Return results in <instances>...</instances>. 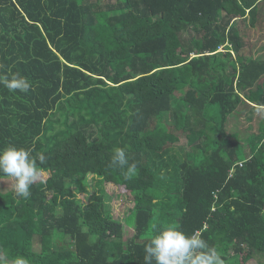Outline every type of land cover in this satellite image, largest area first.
Masks as SVG:
<instances>
[{"label":"trees","instance_id":"trees-1","mask_svg":"<svg viewBox=\"0 0 264 264\" xmlns=\"http://www.w3.org/2000/svg\"><path fill=\"white\" fill-rule=\"evenodd\" d=\"M16 73L32 87L0 85V149L41 173L27 199L0 173V264H144L169 226L226 264L264 257V117L247 158L236 135L264 114V0H0V77ZM89 177L133 200L132 238L106 194L76 198Z\"/></svg>","mask_w":264,"mask_h":264},{"label":"clouds","instance_id":"clouds-1","mask_svg":"<svg viewBox=\"0 0 264 264\" xmlns=\"http://www.w3.org/2000/svg\"><path fill=\"white\" fill-rule=\"evenodd\" d=\"M0 85L11 92H28L32 87L30 81L20 75L13 74L0 77ZM39 162L46 160L39 156ZM111 162L124 169L126 178L130 179L137 171L136 164H129L123 148L114 150ZM0 173L15 181L14 193L17 197L27 199L31 195L32 185L40 178L41 169L37 165L30 150L9 146L0 149ZM144 264H226L218 249L196 234H185L176 227H164L152 236L144 248ZM16 264H29L25 258H18Z\"/></svg>","mask_w":264,"mask_h":264},{"label":"rangeland","instance_id":"rangeland-1","mask_svg":"<svg viewBox=\"0 0 264 264\" xmlns=\"http://www.w3.org/2000/svg\"><path fill=\"white\" fill-rule=\"evenodd\" d=\"M241 26H246V24L240 21ZM240 116L245 120L248 114L249 107L244 105L240 108ZM263 112L256 113L253 116V120L245 125V128L241 126V130L239 131V139L241 140V151L240 157L247 158V154L250 152V146L252 144L261 141L263 135L259 129V125L263 120ZM243 120V122H244ZM232 127L235 128L237 123L241 122V119H232ZM248 127V128H247ZM232 130V129H231ZM237 129L232 130L236 132ZM76 198L82 205L89 204L92 199L97 195L106 194L107 202L106 208L111 216L123 224L124 227V238L125 240H129L135 235V212L133 208L135 206L133 200L129 199V197L121 193L114 185L105 184L102 179L89 177L85 182L79 183L75 186ZM107 214V213H106ZM38 247V246H37ZM264 264V257L258 256L255 260L249 262V264Z\"/></svg>","mask_w":264,"mask_h":264},{"label":"crops","instance_id":"crops-1","mask_svg":"<svg viewBox=\"0 0 264 264\" xmlns=\"http://www.w3.org/2000/svg\"><path fill=\"white\" fill-rule=\"evenodd\" d=\"M258 113H259V112H258ZM263 117H264V116H263ZM245 122H246V121H245ZM250 122H251V121H250ZM250 122H247L245 125H247V124L250 123ZM245 125L243 126L244 128H245ZM243 127H242V128H243ZM242 128H241V129H242ZM247 128H248V127H247ZM241 129H240V130H241ZM248 155H250V153L247 154V156H248Z\"/></svg>","mask_w":264,"mask_h":264},{"label":"built area","instance_id":"built-area-1","mask_svg":"<svg viewBox=\"0 0 264 264\" xmlns=\"http://www.w3.org/2000/svg\"><path fill=\"white\" fill-rule=\"evenodd\" d=\"M240 166H243V162L239 164ZM234 172V170H232Z\"/></svg>","mask_w":264,"mask_h":264}]
</instances>
